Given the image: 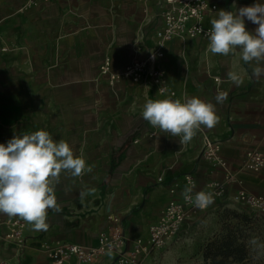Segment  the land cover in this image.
<instances>
[{"label":"crops","instance_id":"crops-1","mask_svg":"<svg viewBox=\"0 0 264 264\" xmlns=\"http://www.w3.org/2000/svg\"><path fill=\"white\" fill-rule=\"evenodd\" d=\"M210 1L217 10L206 16L209 28L220 10L235 13L257 2ZM26 2L0 0V143L43 129L55 141H67L93 171L75 178L61 174L56 197L62 210L48 211L46 231L26 223L22 250L3 240L11 217L0 214V264H48L44 243L94 245L111 214L122 217L130 238H147L172 197L170 189L182 197L186 174L196 179L194 193L209 182L224 181V172L201 157L205 135L221 142L222 155L242 186L264 196V168L240 169L246 152H264V77L257 81L251 75L252 66L239 51L213 55L206 38L175 37L165 46L167 61H158L175 96L161 95L127 79L113 81L100 66L110 58L111 74L121 72L140 56L135 47L155 46L163 0H58L25 9ZM245 25L249 31L257 27L246 18ZM230 71L244 76L243 85L227 78ZM219 92L227 95L222 104L215 100ZM193 96L213 103L219 122L202 127L187 144L142 118L149 99ZM236 191L237 186H229L218 202H233ZM152 253L141 264H148ZM67 264L79 263L72 258Z\"/></svg>","mask_w":264,"mask_h":264},{"label":"clouds","instance_id":"clouds-1","mask_svg":"<svg viewBox=\"0 0 264 264\" xmlns=\"http://www.w3.org/2000/svg\"><path fill=\"white\" fill-rule=\"evenodd\" d=\"M245 18L257 25L254 31L247 30ZM208 40L211 54L228 56L239 51L241 60L252 66L251 75L257 81L264 77V3L257 0L235 13L220 10L218 17L211 20ZM227 78L237 87L244 83V76L234 71ZM226 99L223 92L215 96L220 104ZM142 118L160 133L179 137L180 144L189 143L202 127L210 129L219 122L215 105L195 96L149 99L143 106ZM92 171L85 159L74 155L67 141H55L46 130L14 135L6 143H0V214L18 217L34 231H46L48 211L62 210L56 197L61 174L75 178ZM194 187L192 184L184 188L185 201L194 202L200 209L213 204L212 193L199 191L193 195ZM250 243L264 247L255 239Z\"/></svg>","mask_w":264,"mask_h":264},{"label":"built area","instance_id":"built-area-1","mask_svg":"<svg viewBox=\"0 0 264 264\" xmlns=\"http://www.w3.org/2000/svg\"><path fill=\"white\" fill-rule=\"evenodd\" d=\"M58 0H27L24 8H33L49 4ZM69 1V0H60ZM165 7L162 12L163 25L155 33L156 43L151 48L135 47L133 60L118 73L111 74L110 58L100 66V73L110 75L111 80L127 79L134 86L148 87L158 94L175 96L170 90L165 70L158 66V61H167L165 46L175 37L190 39L206 38L211 28L205 24L206 16L217 10V5L210 0H163ZM201 157L212 164V167L224 172V181L209 182L205 192L213 194L214 203L218 202L229 186H237L233 202L235 204L255 210L264 216V196L254 194L242 186L241 181L232 171L228 161L222 155L220 141L205 135L202 139ZM264 168V152L254 148L244 155L240 169L259 172ZM163 181L162 177L158 179ZM187 186L194 184L196 179L191 174L185 175ZM171 199L161 211L157 222L149 228L147 238H130L125 232L122 217L111 214L106 228L98 235L94 245H82L65 241L44 243L42 248L48 258V264H67L68 260L75 259L79 264H96L111 257L112 264H141V260L154 250L165 248L172 241L189 217L209 207L197 208L194 202L185 201L183 196L176 197L175 188L170 189ZM195 193L193 192V195ZM6 230L3 240L22 250L26 247V222L20 218H9L5 224ZM111 245V249H109ZM109 251L111 254L109 255ZM2 264H8L2 262Z\"/></svg>","mask_w":264,"mask_h":264},{"label":"rangeland","instance_id":"rangeland-1","mask_svg":"<svg viewBox=\"0 0 264 264\" xmlns=\"http://www.w3.org/2000/svg\"><path fill=\"white\" fill-rule=\"evenodd\" d=\"M229 238L244 246L246 256L242 263L264 264V247L250 243L255 239L264 245V216L234 202H218L192 214L165 248L152 251L148 264H210L211 260L205 258L207 246Z\"/></svg>","mask_w":264,"mask_h":264},{"label":"trees","instance_id":"trees-1","mask_svg":"<svg viewBox=\"0 0 264 264\" xmlns=\"http://www.w3.org/2000/svg\"><path fill=\"white\" fill-rule=\"evenodd\" d=\"M245 248L243 245H237L235 239L229 238L218 244L217 242L210 243L206 248L205 258L211 260L210 264H233L235 262L242 263L245 258ZM241 255V256H239ZM221 256V258H217ZM234 256V260L230 258Z\"/></svg>","mask_w":264,"mask_h":264}]
</instances>
